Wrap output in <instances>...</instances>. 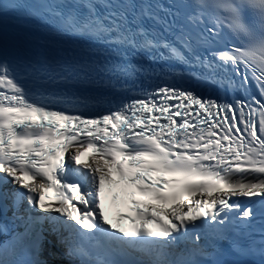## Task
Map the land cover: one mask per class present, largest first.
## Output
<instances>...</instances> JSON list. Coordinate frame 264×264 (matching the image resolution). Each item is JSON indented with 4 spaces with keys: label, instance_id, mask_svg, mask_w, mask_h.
Wrapping results in <instances>:
<instances>
[{
    "label": "snow or ice",
    "instance_id": "obj_1",
    "mask_svg": "<svg viewBox=\"0 0 264 264\" xmlns=\"http://www.w3.org/2000/svg\"><path fill=\"white\" fill-rule=\"evenodd\" d=\"M22 7L0 3L5 13ZM25 14L54 16L58 31L119 49L190 57L208 79L242 95L225 102L168 83L90 113L98 98L50 85L140 69L102 64L91 49L63 60L21 56L0 39V209L11 208L24 228L9 233L0 223L11 236L0 244V264H45L44 222L79 264H264V239H231L250 234L264 215L254 207H264V0H40ZM152 172L170 178L153 180ZM121 183L147 197L143 206L131 200L135 216L120 215L128 230L113 228L101 207L104 184ZM49 189L55 204L45 202ZM21 205L26 217L17 215ZM36 209L46 214L32 215ZM225 240L242 259L220 247Z\"/></svg>",
    "mask_w": 264,
    "mask_h": 264
}]
</instances>
